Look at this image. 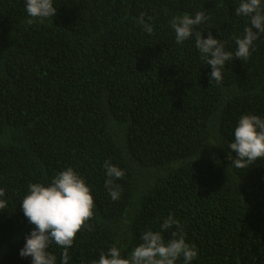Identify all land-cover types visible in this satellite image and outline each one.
<instances>
[{
    "label": "trees",
    "instance_id": "obj_1",
    "mask_svg": "<svg viewBox=\"0 0 264 264\" xmlns=\"http://www.w3.org/2000/svg\"><path fill=\"white\" fill-rule=\"evenodd\" d=\"M239 3L53 0L55 17L28 24L25 0H0V264H31L19 252L35 225L20 204L29 184L68 167L95 201L68 264H91L114 244L126 255L147 230L165 242L182 230L198 251L192 264H264V158L237 168L229 147L242 115L264 119V34L235 58L250 26ZM198 11L208 19L177 43L171 19ZM196 32L233 53L219 83ZM105 161L124 172L113 177L117 200ZM170 214L180 227L162 230ZM48 251L60 264L64 249Z\"/></svg>",
    "mask_w": 264,
    "mask_h": 264
},
{
    "label": "clouds",
    "instance_id": "obj_2",
    "mask_svg": "<svg viewBox=\"0 0 264 264\" xmlns=\"http://www.w3.org/2000/svg\"><path fill=\"white\" fill-rule=\"evenodd\" d=\"M25 8L30 17L28 24H32L35 19L41 22L47 18L52 19L57 14L53 0H25ZM235 13L247 17L250 23V26L245 27L244 35L235 39V58L246 60L254 50V41L264 34V0H240ZM143 15L142 13L141 17ZM207 19L204 11H198L194 16H173L170 25L174 29L176 42L183 44L193 35L194 26ZM139 22L144 23L142 18ZM145 29L148 33L153 32L150 25L145 24ZM195 37L201 59L211 65L209 79L219 83L223 79L221 69L226 61L233 59V53L226 51L224 43L211 33L207 38H202L201 33L196 32ZM229 147L236 154L233 164L237 168H248L256 160L264 158V119L257 115H242ZM104 168L108 177L105 185L109 195L117 200L120 190L119 185L114 184L113 177L120 179L124 172L109 161L104 162ZM4 195L5 190L0 188V197ZM20 205L24 216L35 225L25 238L20 256H30L31 264H57V257L48 251L49 245L54 242L64 249L60 264H68L67 249L73 244L78 232L85 227L90 229L88 221L94 216L95 201L84 179L68 167L58 172L47 186L41 183L29 184V191ZM6 207V201L0 199V209ZM174 224L177 228L180 227L179 222L170 214L160 228L167 230ZM140 239L141 243L126 255H122V249L114 244L107 253L101 252L99 259L91 264H176L181 257L183 264H192L198 256L195 246L186 243L182 230L174 231L167 242L161 231L153 230L145 231Z\"/></svg>",
    "mask_w": 264,
    "mask_h": 264
}]
</instances>
